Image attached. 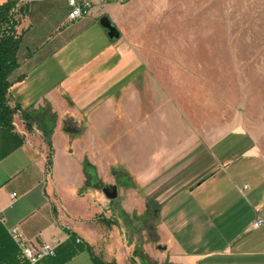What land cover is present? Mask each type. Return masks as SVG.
Segmentation results:
<instances>
[{
    "label": "crops",
    "instance_id": "0c3cea01",
    "mask_svg": "<svg viewBox=\"0 0 264 264\" xmlns=\"http://www.w3.org/2000/svg\"><path fill=\"white\" fill-rule=\"evenodd\" d=\"M21 1L28 12L8 94L16 113L11 129L0 126V264H25L14 228L33 245L57 244L45 264H264V225H252L264 221V191L245 185L254 202L247 223L231 201L246 202L244 190L191 200L228 174L234 160L219 161L212 148L236 131L214 125L194 95L184 106L179 77L166 74L155 48L135 58L130 44L110 40L98 3L71 21L69 0ZM247 135L242 158L264 160ZM123 171L135 187L118 185ZM150 203L159 208L152 218ZM219 209L233 213L217 218Z\"/></svg>",
    "mask_w": 264,
    "mask_h": 264
},
{
    "label": "rangeland",
    "instance_id": "374dc122",
    "mask_svg": "<svg viewBox=\"0 0 264 264\" xmlns=\"http://www.w3.org/2000/svg\"><path fill=\"white\" fill-rule=\"evenodd\" d=\"M93 1L119 29L120 39L134 48L135 58V50L155 48L150 53L159 54L166 74L173 69L179 77L175 93L185 107H190L188 100L194 95L197 108L213 110L214 125L225 123L236 131L212 148L219 161L234 160L228 174L209 181L191 200L219 201L225 190H244L246 202L236 197L231 201L247 223L249 206L254 205L248 189L264 191V160L242 158L251 145L247 134L255 136L264 153V0ZM194 75L202 82L194 84ZM225 212L219 209L214 214L220 218L221 213H233Z\"/></svg>",
    "mask_w": 264,
    "mask_h": 264
},
{
    "label": "trees",
    "instance_id": "16d2710c",
    "mask_svg": "<svg viewBox=\"0 0 264 264\" xmlns=\"http://www.w3.org/2000/svg\"><path fill=\"white\" fill-rule=\"evenodd\" d=\"M27 12L28 7L23 5L21 0H7L0 4V126L10 129L13 127L16 109L9 107L8 94L13 86L11 76L20 66L18 53L23 35L18 28ZM50 133L51 128L46 127L44 135L47 139ZM116 181L120 187H135L132 178L125 171L116 175ZM156 208L158 206L150 203L149 218L153 217Z\"/></svg>",
    "mask_w": 264,
    "mask_h": 264
},
{
    "label": "built area",
    "instance_id": "2783aa9c",
    "mask_svg": "<svg viewBox=\"0 0 264 264\" xmlns=\"http://www.w3.org/2000/svg\"><path fill=\"white\" fill-rule=\"evenodd\" d=\"M96 2L93 0H69L71 12L69 19L71 21L82 18L87 14ZM247 188V186H246ZM13 198L17 195L13 194ZM4 225V217L0 214V227ZM253 228H259L264 225V221L261 217H257L253 222ZM11 236L18 246L21 257L25 264H45V261L55 257L56 246L54 243H43V244H31L23 239L18 228L11 230Z\"/></svg>",
    "mask_w": 264,
    "mask_h": 264
},
{
    "label": "water",
    "instance_id": "95a60500",
    "mask_svg": "<svg viewBox=\"0 0 264 264\" xmlns=\"http://www.w3.org/2000/svg\"><path fill=\"white\" fill-rule=\"evenodd\" d=\"M100 26L107 31V36L110 40H119L121 38V33L116 25L106 16H103L99 19ZM68 133H76L75 129L68 128L66 130ZM110 199H115L117 194L109 196Z\"/></svg>",
    "mask_w": 264,
    "mask_h": 264
}]
</instances>
